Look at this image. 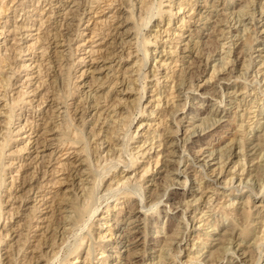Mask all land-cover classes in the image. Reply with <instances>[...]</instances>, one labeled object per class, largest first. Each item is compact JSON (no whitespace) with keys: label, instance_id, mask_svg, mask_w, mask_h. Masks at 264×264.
Listing matches in <instances>:
<instances>
[{"label":"rangeland","instance_id":"374dc122","mask_svg":"<svg viewBox=\"0 0 264 264\" xmlns=\"http://www.w3.org/2000/svg\"><path fill=\"white\" fill-rule=\"evenodd\" d=\"M18 1L0 0V61L8 54L17 55L12 63L0 62V80L8 75V81L14 83L6 87L0 81V137L7 140L0 138L5 142L0 143V264H264V0ZM52 34H57L56 47L51 43ZM53 48H58V61ZM55 76L58 80L53 84ZM12 99L19 102L13 100L12 108L17 105L7 111ZM93 100L98 103L96 109H92ZM83 107L87 110L81 120L77 112ZM8 112L12 117L5 118ZM49 115L52 118L45 132L42 119ZM66 116L72 124L66 122ZM62 122L75 123L77 128L68 126V131L65 123L60 126ZM73 129L83 138L78 144L73 142ZM166 130L173 139L178 131L175 154L168 156L173 164L167 167L165 148L159 144L169 132ZM82 147L87 148L85 152ZM131 156L134 160L137 156L133 164ZM177 168L184 175L181 172L174 178ZM89 170L108 175L95 176ZM99 176H103L101 181ZM92 180L94 186L89 185ZM82 188L86 193L95 188L94 194L88 193L92 201ZM138 188L143 199L138 197ZM166 195H170L168 200ZM87 201L95 204L88 206ZM80 203L87 206L90 217L84 213L86 209L83 212L78 207ZM70 204L84 218L74 221ZM242 207L248 210L245 215ZM88 223L92 225L88 227ZM244 228L253 233L241 235Z\"/></svg>","mask_w":264,"mask_h":264},{"label":"bare ground","instance_id":"6f19581e","mask_svg":"<svg viewBox=\"0 0 264 264\" xmlns=\"http://www.w3.org/2000/svg\"><path fill=\"white\" fill-rule=\"evenodd\" d=\"M2 1H4V0H2ZM7 1H8V0H7ZM19 1H20V0H19ZM19 1H18V2H19ZM27 1H28V0H27ZM98 1H99V0H98ZM150 1H151V0H150ZM15 2H17V0H15ZM20 2H22V0H21ZM41 2H42V1H41ZM73 2H74V1H73ZM86 2H87V0H86ZM90 2H91V1H90ZM151 2H152V1H151ZM213 2H214V1H213ZM216 2H217V1H216ZM250 2H251V1H250ZM37 3H38V1H37ZM49 3H50V2H49ZM160 3H161V2H160ZM188 3H189V2H188ZM0 4H1V3H0ZM6 4H7V2H6ZM12 4H14V3H12ZM18 4H19V3H18ZM24 4H25V3H24ZM50 4H51V3H50ZM56 4H58V3H56ZM56 4L54 3V5H56ZM149 4H150V3H149ZM158 4H159V3H158ZM263 4H264V3H263ZM8 5H9V4H8ZM20 5H22V4L20 3ZM27 5H28V4H27ZM61 5H62V4H61ZM160 5H161V4H160ZM2 6H3V5H2ZM2 6H1V8H2ZM4 6H5V5H4ZM56 6H57V5H56ZM59 6H60V5H59ZM9 7H10V5H9ZM9 7H7V9H8ZM15 7H16V6H15ZM21 7H25V6H21ZM26 7H27V6H26ZM52 7H53V6H52ZM60 7H61V6H60ZM83 7H84V6H83ZM241 7H242V6H241ZM3 8H4V7H3ZM5 8H6V7H5ZM11 8H13V6H12ZM35 8H36V7H35ZM151 8H152V7H151ZM178 8H179V7H178ZM14 9H15V8H14ZM18 9H19V7H18ZM21 9H22V8H21ZM50 9H51V8H50ZM77 9H78V8H77ZM82 9H83V8H82ZM155 9H156V8H155ZM157 9H158V8H157ZM180 9H181V8H180ZM8 10H9V9H8ZM16 10H17V9H16ZM22 10H25V8L22 9ZM150 10H151V9H150ZM159 10H160V9H159ZM161 10H162V9H161ZM252 10H253V9H252ZM1 11H2V10H1ZM5 11H6V10H5ZM14 11H15V10H14ZM20 11H21V10H20ZM53 11H54V10H53ZM84 11H85V10H84ZM232 11H233V10H232ZM18 12H19V11H18ZM50 12H51V11H50ZM55 12H56V11H55ZM171 12H172V11H171ZM223 12H224V11H223ZM2 13H3V12H2ZM156 13H157V12H156ZM160 13H161V12H159V14H160ZM234 13H235V12H234ZM50 14H52V13H50ZM55 14H56V13H55ZM55 14H54V15H55ZM57 14H58V13H57ZM151 14H152V13H151ZM151 14H150V15H151ZM215 14H216V13H215ZM228 14H229V13H228ZM232 14H233V13H232ZM236 14H237V13H236ZM239 14H240V13H239ZM253 14H254V12H253ZM150 15H149V16H150ZM152 15H153V14H152ZM225 15H226V14H225ZM242 15H243V14H242ZM30 16H31V15H30ZM231 16H232V15H231ZM243 16H244V15H243ZM250 17H251V16H250ZM252 17H253V16H252ZM26 18H27V17H26ZM190 18H191V17H190ZM24 19H25V18H24ZM183 19H184V18H183ZM77 20H78V18H77ZM146 20H147V19H146ZM148 20H149V19H148ZM217 20H219V19H217ZM217 20H216V22H217ZM246 20H247V19H246ZM25 21H26V20H25ZM28 21H29V19H28ZM4 22H5V21H4ZM145 22H146V21H145ZM169 22H170V20H169ZM214 22H215V21H214ZM219 23H220V22H218V24H219ZM223 23H224V22H223ZM241 23H242V22H241ZM18 24H19V23H18ZM213 24H214V23H213ZM230 24H231V23H230ZM230 24H229V25H230ZM236 24H237V23H236ZM14 25H16V24H14ZM238 25H239V24H238ZM243 25H245V23H244ZM12 26H13V25H12ZM15 27H16V26H15ZM20 27H22V26H18L17 29L20 28ZM23 27H24V26H23ZM143 27H144V26H143ZM215 27H216V26H215ZM226 27H227V26H226ZM226 27H225V28H226ZM250 28H251V27H250ZM15 29H16V28H15ZM17 29H16V30H17ZM217 29H218V28H217ZM225 30H226V29H225ZM241 30H242V29H241ZM243 30H245V29H243ZM249 30H250V29H249ZM251 30H252V29H251ZM164 31H165V30H164ZM166 32H167V31H166ZM218 32H219V31H218ZM18 33H19V32H18ZM21 33H22V32H21ZM47 33H48V32H47ZM50 33H51V32H50ZM59 33H60V32H59ZM220 33H223V31L220 32ZM242 33H243V32H242ZM141 34H142V33H141ZM243 34H244V33H243ZM247 34H249V33H247ZM21 35H22V34H21ZM47 35H48V34H47ZM52 35H53V34H52ZM56 35H57V34H55V36L53 35V36L50 37V38L52 39L51 43L54 44L55 47L58 46V41H57V38H56L57 36H56ZM221 35H222V34H221ZM233 35H234V34H233ZM235 35H236V34H235ZM135 36H136V35H135ZM138 36H139V35H138ZM218 36H219V35H217L216 37H218ZM237 36H238V35H237ZM65 37H67V36H65ZM242 37H243V35H242ZM245 37H246V36H245ZM250 37H251V34H250ZM43 38H44V37H43ZM141 38H142V37H141ZM227 38H228V37H227ZM36 39H37V38H36ZM39 39H40V38H39ZM51 39H50V40H51ZM61 39H62V38H61ZM135 39H136V37H135ZM147 39H148V38H147ZM17 40H18V39H17ZM19 40H20V39H19ZM37 40H38V39H37ZM42 40H43V39H42ZM68 40H69V39H68ZM243 40H244V39H243ZM38 41H40V40H38ZM59 41H61V40H59ZM138 41H139V40H138ZM142 41H143V38H142ZM246 41H249V40H246ZM13 42H14V41H13ZM13 42H12V43H13ZM15 42H16V41H15ZM17 42H18V41H17ZM47 42H48V40L46 41V43H47ZM61 42H62V41H61ZM61 42H60V43H61ZM139 42H140V41H139ZM144 42H145V41H144ZM187 42H188V41H187ZM242 42H243V41H242ZM51 43L48 42L47 44L50 45ZM146 43H147V41H146ZM148 43H149V42H148ZM239 43H240V42H239ZM41 44H42V43H41ZM138 44H139V43H137V45H138ZM141 44H142V43H141ZM144 44H145V43H144ZM185 44H186V43H185ZM246 44H247V43H246ZM48 45H46V46L43 47V48L46 50V47H47ZM219 45H220V44H219ZM17 46H18V45H17ZM229 46H231V45H229ZM239 46H240V45H239ZM246 46H247V45H246ZM40 47H42V46H39V48H40ZM60 47H61V46H60ZM137 47H139V46H137ZM184 47H185V46H184ZM43 48H42V50H44ZM70 48H71V47H70ZM243 48H244V47H243ZM243 48H242V49H243ZM18 49H19V48H18ZM18 49L15 50V51L17 52ZM57 49H58V48H57ZM57 49L54 50V48H53V50H54V51H53V52H54V56H55L56 58H55L54 56H53V57H54L56 60L58 59L57 54H55V53H58ZM71 49H72V48H71ZM139 49H140V47H139ZM184 49H185V48H184ZM244 49H245V48H244ZM23 50H26V49H23ZM23 50H22V51H23ZM42 50H41V52H42ZM49 50H50V49H49ZM140 50H141V49H140ZM228 50H229V49H228ZM239 50H241V49H239ZM19 51L21 52V50H19ZM19 51L17 52L18 55H19V53H20ZM50 51H51V50H50ZM50 51H49V52H50ZM69 51H70V49H69ZM93 51H94V50H93ZM142 51H143V50H142ZM43 52H44V51H43ZM60 52H61V51H60ZM128 52H129V51H128ZM170 52H171V51H170ZM244 52H246V51H244ZM8 53H9V52H8ZM113 53H114V52H113ZM141 53H142V52H141ZM146 53H147V52H146ZM238 53H241V52H238ZM44 54H45V53H44ZM44 54H43V55H44ZM52 54H53V53H52ZM68 54H69V53H68ZM70 54H72V51H71ZM116 54H117V53H116ZM130 54H131V53H130ZM244 54H245V53H244ZM8 55H9V54H8ZM8 55H7V56L5 55L6 57H1V60H2V61H0V62L2 63L3 61H6V60H7V62L12 63V62L15 61V59H16L15 57H17V55H15V54H13V55H9V56H8ZM47 55L49 56V54H47ZM60 55H61V54H60ZM62 55H63V54H62ZM143 55H144V54H143ZM41 56H42V54H41ZM58 56H59V55H58ZM111 56H112V55H111ZM120 56H122V55H120ZM248 56H250V55H248ZM49 57H50V56H49ZM51 57H52V56H51ZM245 57H246V56H245ZM68 58H69V57H68ZM145 58H146V57H145ZM231 58H232V57H231ZM236 58H237V57H236ZM70 59H71V58H70ZM81 59H82V58H81ZM228 59H229V58H228ZM232 59H233V58H232ZM49 60H50V59H49ZM65 60H66V59H65ZM139 60H140V58H139ZM144 60H145V59H144ZM205 60H206V59H205ZM50 61H51V60H50ZM50 61H49V62H50ZM57 61H58V60H57ZM60 61H61V60H60ZM201 61H202V59H201ZM227 61H228V60H227ZM230 61H231V60H230ZM262 61H263V60H262ZM7 62H6V63H7ZM54 62H55V60H54ZM142 62H143V61H142ZM142 62H141V63H142ZM203 62H205V61H203ZM225 62H226V61H225ZM225 62H224V63H225ZM235 62H236V61H235ZM51 63H52V62H51ZM70 63H71V61H70ZM263 63H264V62H263ZM263 63H262V64H263ZM4 64H5V63H4ZM18 64H20V63H18ZM46 64H47V63H46ZM57 64H59V63L57 62ZM72 64H73V62H72ZM143 64H144V63H143ZM161 64H162V63H161ZM222 64H223V63H222ZM6 65H7V64H6ZM15 65H16V64H15ZM52 65H53V64H52ZM69 65H70V64H69ZM144 65H145V64H144ZM207 65H208V64H207ZM226 65H227V64H226ZM0 66H1V65H0ZM29 66H30V65H29ZM57 66H59V65H57ZM62 66H63V65H62ZM72 66H73V65H72ZM142 66H143V65H142ZM181 66H182V65H181ZM218 66H219V65H218ZM259 66H260V65H259ZM19 67H22V68L25 67V68H26L27 66H26L25 64H22V66H21V64H20ZM44 67H45V66H44ZM53 67H54V66H53ZM59 67H61V66H59ZM59 67H58V69H59ZM65 67H66V66H65ZM143 67H144V66H143ZM186 67H187V66H186ZM8 68H9V66H8ZM8 68H7V70H8ZM15 68H16V67H15ZM17 68H18V66H17ZM69 68H70V66H69ZM74 68H75V67H74ZM218 68H219V67H218ZM0 69H1V68H0ZM10 69H11V68H10ZM51 69H52V68H51ZM56 69H57V68H56ZM65 69H66V68H65ZM181 69H182V68H181ZM202 69H203V68H202ZM114 70H115V69H114ZM139 70H140V69H139ZM139 70H138V71H139ZM194 70H195V69H194ZM212 70H213V69H212ZM217 70H218V69H217ZM221 70H222V68H221ZM246 70H247V69H246ZM259 70H260V69H259ZM18 71H19V70H18ZM65 71H66V70H65ZM182 71H183V70H182ZM182 71H181V72H182ZM184 71H186V70H184ZM15 72H17V71L15 70ZM46 72H47V71H46ZM66 72L69 73L68 70H67ZM155 72H156V71H155ZM192 72H193V71H192ZM197 72H198V71H197ZM212 72H215V71H212ZM212 72H211V73H212ZM230 72H231V71H230ZM260 72H261V71H260ZM55 73H56V72H55ZM55 73H54V74H55ZM61 73H62V72H61ZM138 73H139V72H138ZM138 73H137V74H138ZM144 73H145V72H144ZM18 74H19V73H18ZM54 74H53V75H54ZM181 74H182V73H181ZM181 74H180V75H181ZM189 74H190V73H189ZM212 74H214V73H212ZM257 74H258V73H257ZM1 75H2V74H0V76H1ZM10 75H11V74H10ZM53 75H52V76H53ZM112 75H113V74H112ZM138 75H139V74H138ZM138 75H137V76H138ZM141 75H142V71H141ZM141 75H140V76H141ZM144 75H145V74H144ZM146 75H147V74H146ZM180 75H179V76H180ZM192 75H193V74H192ZM229 75L231 76V74H229ZM252 75H253V74H252ZM252 75H251V76H252ZM12 76H13V75H12ZM70 76H71V74H70ZM125 76H128V75H125ZM129 76H130V75H129ZM177 76H178V75H177ZM185 76H186V75H185ZM185 76H184V77H185ZM190 76H191V75H190ZM210 76H211V75H210ZM74 77H75V76H74ZM181 77H183V76L181 75ZM222 77H224V76H222ZM252 77H253V76H252ZM59 78H60V76H59ZM68 78H70V77H68ZM128 78H129V77H128ZM143 78H144V77H143ZM211 78H212V76H211ZM211 78H210V79H211ZM214 78H215V77H214ZM224 78H227V77H224ZM8 79H9L8 75H7V76H6V75L2 76V80H0V81L3 82V83H2L3 86H6V87L10 86L9 83H11V81H8ZM56 79H57V78H56V76H55V77L53 78V80H52V83H53V84H56V81L58 80V79H57V80H56ZM64 79H65V78H64ZM66 79H67V78H66ZM121 79H122V78H121ZM135 79H136V78H135ZM135 79H134V80H135ZM69 80H70V79H69ZM128 80H130V79H128ZM132 80H133V79H132ZM178 80H179V79H178ZM188 80H189V78H188ZM228 80H229V78H228ZM245 80H246V79H245ZM251 80H252V79H251ZM257 80H258V79H257ZM260 80H261V79H260ZM139 81H140V80H139ZM179 81H180V80H179ZM115 82H116V81H115ZM118 82H119V81H118ZM118 82H117V83H118ZM120 82H121V81H120ZM135 82H136V81H135ZM181 82H182V81H181ZM189 82H190V81H189ZM101 83H102V82H101ZM191 83H192V82H191ZM0 84H1V83H0ZM11 84H12V83H11ZM26 84H27V83H26ZM63 84H64V83H63ZM128 84H129V83H128ZM139 84H140V83H139ZM174 84H175V83H174ZM185 84H186V83H185ZM189 84H190V83H189ZM256 84H257V83H256ZM13 85H14V83L12 84V86H13ZM67 85H68V84H67ZM74 85H75V84H74ZM77 85H78V84H77ZM141 85H142V84H141ZM141 85H140V87H141ZM143 85H144V84H143ZM191 85H192V84H191ZM0 86H1V85H0ZM12 86H10V87H12ZM68 86H69V85H68ZM75 86H76V85H75ZM156 86H157V85H156ZM186 86H187V85H186ZM257 86H258V85H257ZM24 87H25V86H24ZM54 87H55V86H54ZM56 87H57V85H56ZM144 87H145V86H144ZM184 87H185V86H184ZM187 87H188V86H187ZM197 87H198V86H197ZM20 88H21V87H20ZM49 88H50V87H49ZM58 88H60V87H58ZM74 88H75V87H74ZM185 88H186V87H185ZM245 88H246V87H245ZM2 89H3V87H2ZM8 89H9V88H8ZM8 89H7V90H8ZM52 89H53V88H52ZM68 89H69V88H68ZM76 89H77V88H76ZM142 89H143V88H142ZM186 89L188 90V88H186ZM195 89H196V87H195ZM256 89H257V88H256ZM259 89H260V88H259ZM4 90H5V88H4ZM7 90H5V91H7ZM26 90H27V89H26ZM26 90H25V91H26ZM54 90H55V89H54ZM74 90H75V89H74ZM137 90H138V89H137ZM180 90H181V89H180ZM220 90H221V89H220ZM22 91H23V90H22ZM25 91H24V92H25ZM56 91H57V90H56ZM56 91H55V92H56ZM60 91H61V90H60ZM138 91H141L140 88H139ZM143 91H144V89H143ZM233 91H234V90H233ZM24 92H23V93H24ZM49 92H50V91H49ZM66 92H67V90H66ZM70 92H71V91H70ZM72 92H73V91H72ZM141 92H142V91H141ZM181 92H182V91H181ZM21 93H22V92H21ZM229 93H230V92H229ZM244 93H245V92H244ZM3 94H4V93H3ZM25 94H27V93H25ZM25 94H24V95H25ZM57 94H58V93H57ZM4 95H5V94H4ZM20 95H21V94H20ZM74 95H75V91H74ZM186 95H187V94H186ZM1 96H2V95H1ZM17 96H18V93H17ZM22 96H23V95H22ZM22 96H21V98H22ZM68 96H69V95H68ZM84 96H85V95H84ZM90 96H91V95H90ZM141 96H142V94H141ZM141 96H140V94H139V100H141V99H140ZM174 96H175V95H174ZM11 97H12V96H11ZM59 97H60V96H59ZM93 97H94V96H93ZM166 97H167V95H166ZM166 97H165V98H166ZM212 97H213V96H212ZM13 98L16 100L15 97H13ZM17 98H18V97H17ZM21 98H18V100L21 101ZM55 98H56V97H55ZM64 98H65V96H64ZM86 98H87V97H86ZM178 98H179V97H178ZM4 99H6V98L4 97ZM14 99H12L11 101L9 100L8 103L10 104V103L12 102V105H13V100H14ZM24 99H25V98H24ZM24 99H23V100H24ZM45 99H46V98H45ZM52 99H53V101H55V102H56V100H58V98H56V99L52 98ZM60 99H61V98H60ZM97 99H99V97H98ZM157 99H159V98H157ZM184 99H185V98H184ZM215 99H216V98H215ZM219 99H220V98H219ZM222 99H223V98H222ZM7 100H8V99H7ZM15 100H14V101H15ZM18 100L15 101L14 103L19 102ZM43 100H44V99H43ZM62 100H63V99H62ZM95 100H96V99H95ZM159 100H160V99H159ZM220 100H221V99H220ZM24 101H25V100H24ZM24 101H23V102H24ZM29 101H30V100H29ZM29 101H28V102H29ZM63 101H65V99H64ZM81 101H82V100H81ZM81 101H80V102H81ZM93 101H94V100H93ZM183 101H184V100H183ZM21 102H22V101H21ZM61 102H62V101H61ZM94 102H95V101H94ZM99 102H100V101H99ZM8 103H7L6 100H5V104H8ZM92 103H93V102H92ZM95 103H96V104H95ZM95 103H94L92 109H96L98 103H97V102H95ZM165 103H167V102H165ZM183 103H184V102H183ZM183 103H182V104H183ZM41 104H42V103H41ZM62 104H63V103H62ZM64 104H65V103H64ZM67 104H68V103H67ZM84 104H85V103H84ZM84 104H83V105H84ZM115 104H118V103H115ZM115 104H114V105H115ZM2 105H3V104H2ZM15 105H17V104H15ZM15 105H14V106H15ZM36 105H37V104H36ZM91 105H92V104L90 103L89 106L91 107ZM99 105H100V104H99ZM101 105H102V104H101ZM106 105H109V104H105V106H106ZM14 106H13V108H12L11 104H10L9 106L7 105V106H6V108L8 107V108H7V111L9 110V107L12 108V109H14V108H15ZM84 106H86V105H84ZM109 106H110V105H109ZM112 106H113V105H112ZM67 107H68V106H67ZM76 107H78V106L76 105ZM179 107H180V106H179ZM35 108H36V107H35ZM37 108H38V107H37ZM103 108H104V107H103ZM110 108H111V107H110ZM180 108H181V107H180ZM92 109H91V110H92ZM176 109H179V108L177 107ZM10 110H11V109H10ZM74 110H75V109H74ZM84 110L86 111L87 109H85V107H83V108H81V109L77 112V113H80L81 120H83V115L85 114V111H84ZM11 111H12V110H11ZM11 111H9V112H11ZM95 111H96V110H95ZM98 111H99V110H98ZM9 112H8V115L6 114L7 117H5V118H9L8 116L12 117L11 114H13V113H9ZM12 112H13V111H12ZM51 112H52V111H51ZM64 112H65V111H64ZM66 112H67V111H66ZM75 112H76V110H75ZM88 112H89V111H88ZM173 113H174V111H173ZM195 113H196V112H195ZM0 114H1V113H0ZM3 114H4V113H3ZM9 114H10V115H9ZM69 114H70V113H69ZM171 114H172V113H171ZM6 115H5V116H6ZM18 115H19V114H18ZM30 115H31V114H30ZM100 115H101V114H100ZM104 115H105V114H104ZM15 116H16V115H15ZM50 116H52V115H49L47 118H44V117H43V119H42V120H43V122H42V126H44V128H43L42 130H44L45 132H47V126L49 127V124H48V123L51 122V118H52V117H50ZM67 116H69V115H67ZM67 116H66V117H67ZM71 116H72V115H71ZM91 116H92V115H91ZM93 116H94V115H93ZM253 116H254V115H253ZM256 116H257V115H256ZM13 117H14V116H13ZM16 117H17V116H16ZM45 117H46V116H45ZM72 117H73V116H72ZM99 117H100V116H99ZM103 117H104V116H103ZM107 117H108V116H107ZM41 118H42V117H41ZM56 118H57V117H56ZM64 118H65V117H64ZM67 118H68V117H67ZM69 118H70V117H69ZM69 118L67 119L68 121H66V120H64V121L70 123L71 121H69V120H70ZM195 118H196V117H195ZM28 119H29V118H28ZM65 119H66V118H65ZM71 119H72V118H71ZM79 119H80V118H79ZM181 119H182V117H181ZM206 119H207V121H208V117H206ZM206 119H205V120H206ZM2 120H3V119H2ZM72 120H73V119H72ZM176 120H179V119H176ZM212 120H213V117H212ZM6 121L8 122L9 120L6 119ZM10 121H11V119H10ZM26 121H27V120H26ZM97 121H98V120H97ZM97 121H96V122H97ZM174 121H175V120H174ZM1 122H2V121H1ZM3 122H4V121H3ZM82 122H84V121H82ZM171 122H172V121H171ZM177 122H178V121H177ZM38 123H39V122H38ZM62 123H63V122H62ZM64 123H65V122H64ZM64 123L61 124L60 126H62V125L64 126ZM209 123H210V122H209ZM256 123H257V121H256ZM6 124H7V126H8V123H5V125H6ZM23 124H24V123H23ZM36 124H37V123H36ZM58 124H59V123H58ZM65 124H66V123H65ZM70 124H72V123H70ZM70 124H68V123L66 124V125H67V128H65V129H67L68 131H69L68 126H71ZM191 124H192V123H191ZM37 125H38V124H37ZM39 125H41V124H39ZM81 125H82V124H81ZM93 125H94V124H93ZM0 126H1V125H0ZM51 126H52V125H51ZM75 126H76V124L74 123V125L71 126V127L73 128V127H75ZM201 126H202V125H201ZM201 126H200V127H201ZM259 126H260V125H259ZM2 127H3V126H2ZM4 127H5V126H4ZM21 127H23V126H21ZM35 127H36V126H35ZM174 127H175V126H174ZM6 128H7V127H6ZM8 128H9V127H8ZM33 128H34V127H33ZM58 128H59V129L61 128L60 131L64 130V129H62V127H58ZM76 128H77V126H76ZM76 128H75V129H76ZM91 128H92V127H91ZM30 129H31V128H30ZM34 129H36V128H34ZM75 129L71 130V131L73 132V134L76 135V136L74 135V137H75V138H73L74 141H73L72 137H71V140H72L74 143L77 142V144H78L79 140H81V138H82V137L80 138V135H79V134L81 133V131H80L81 129L78 127L80 133L77 132L78 129H77V130H75ZM92 129H93V128H92ZM99 129H100V128H99ZM109 129H110V128H109ZM169 129H170V128H169ZM183 129H184V128H183ZM183 129H182V130H183ZM2 130H3V129H1V131H2ZM8 130H9V129H8ZM57 130H58V129H57ZM74 130H75L78 134H77ZM127 130H128V129H127ZM171 130H172V129H171ZM188 130H189V129H188ZM5 131H6V129H5ZM9 131H10V130H9ZM9 131H8V132H9ZM29 131H30V130H29ZM31 131H32V130H31ZM58 131H59V130H58ZM58 131H57V134L60 132V131H59V132H58ZM96 131H97V130H96ZM116 131H117V130H116ZM166 131H169V132H167L166 135H165L164 137H162V142H160L159 144H160V145L162 144L163 147L165 148V152H166V153H165V154H166L165 156H166V157H165V160H164V161H165V162H168V163H165V165H166V167H167V165H169V164H171V163L173 164V160L168 159V156L171 155V154H173L174 151H175L174 149H175V146H176V142H174V140H177V139H178V136H177V132H178V131H177V130H176L177 132L173 131V133L175 132V134H173V135L175 136V137L173 136L174 139L172 138L171 131H170V130H166ZM2 132H3V131H2ZM64 132H66V131H64ZM72 132H71V134H72ZM117 132H118V131H117ZM160 132H161V131H160ZM184 132H186V131H184ZM3 133H4V132H3ZM5 133H6V132H5ZM5 133H4V134H5ZM35 133H36V132H35ZM82 133H83V132H82ZM93 133H94V132H93ZM95 133H96V132H95ZM95 133H94V134H95ZM1 134H2V133H1ZM4 134H3V137H7L8 133L6 134V136H4ZM11 134H12V133L9 134V137H8V138H11V136H10ZM94 134H93V135H94ZM96 134H97V133H96ZM110 134H111V133H110ZM182 134H185V133H182ZM36 135H37V134H36ZM59 135L62 137L63 135H65V133H64L63 135H61V134H59ZM68 135H69V134H68V132H67L65 136L69 137L70 135H69V136H68ZM85 135H86V134H85ZM87 135H88V134H87ZM107 135H109V134L107 133ZM111 135H113V134H111ZM111 135H110V136H111ZM115 135H116V134H115ZM129 135H130V133H129ZM257 135H259V134H257ZM263 135H264V134H263ZM161 136H162V135H161ZM1 137H2V136H1ZM1 137H0V138H1ZM63 137H64V136H63ZM115 137H116V136H115ZM120 137H121V136H120ZM120 137H119V138H120ZM253 137H254V136H253ZM37 138H38V137H37ZM64 138L67 139V140H69V139L66 138V137H64ZM127 138H129V137H127ZM181 138H182V137H181ZM184 138H185V137H184ZM260 138H261V137H260ZM263 138H264V137H263ZM1 139H3V138H1ZM58 139H59V140H60V139L62 140V138H60V137H59ZM58 139H57V140H58ZM65 139H63V140H64V141H67V140H65ZM3 140H5V138H4ZM3 140H1V141H3ZM8 140H9V139H8ZM10 140H11V139H10ZM82 140H83V138H82ZM127 140H128V139H127ZM245 140H246V139H245ZM5 141L7 142V140H5ZM35 141H36V140H35ZM42 141H43V140H42ZM87 141H88V140H87ZM90 141H91V140H90ZM55 142H56V141H55ZM62 142H63V141H62ZM67 142H68V141H67ZM73 142H68V144L70 143V145H71V143H73ZM84 142H86V141H84ZM115 142H116V141H115ZM119 142H120V141H119ZM0 143H5V142L3 141V142H0ZM60 143H61V142H60ZM95 143H96V142H95ZM125 143H127V142H125ZM254 143H255V142H254ZM261 143H262V142H261ZM63 144H64V142L62 143V145H63ZM115 144H116V143H115ZM245 144H246V143H245ZM1 145H2V144H1ZM5 145H7V143H6ZM74 145H75V144H74ZM85 145H86V143H84V146H85ZM116 145H117V144H116ZM257 145H258V143H257ZM259 145H260V144H259ZM60 146H61V144H60ZM81 146H82V145H81ZM114 146H115V145H114ZM120 146H121V145H120ZM124 146H126V145H124ZM124 146H122V147H124ZM182 146H183V145H182ZM2 147H3V146H2ZM5 147H6V146H4V149H5ZM7 147H8V145H7ZM64 147H67V146H64ZM115 147H116V146H115ZM115 147H114V148H115ZM150 147H151V145H150ZM111 148H112V147H111ZM128 148H129V147H128ZM139 148H140V147H139ZM201 148H202V147H201ZM0 149H1V148H0ZM6 149H7V148H6ZM60 149H61V148H60ZM60 149H59V150H60ZM79 149H80V148H79ZM79 149L77 150V152L79 151ZM86 149H87V148H86ZM86 149H84V147L81 148V150L84 151V152L86 151ZM89 149H90V148H89ZM89 149H88V150H89ZM121 149H122V148H121ZM126 149H127V148H126ZM126 149H125V150H126ZM145 149H146V147H145ZM184 149H185V148H184ZM199 149H200V148H199ZM211 149H212V148H211ZM26 150H27V149H26ZM52 150H53V149H52ZM88 150H87V151H88ZM113 150H114V149H113ZM260 150H261V149H260ZM2 151H3V149L0 150V154H1ZM60 151H61V150H60ZM117 151H118V150H117ZM122 151H123V149L121 150V153H122ZM144 151H145V150H144ZM198 151H199V150H198ZM210 151H211V150H210ZM243 151H244V150H243ZM261 151H263V149H262ZM50 152H51V151H50ZM50 152H49V154H50ZM63 152H64V150H63ZM65 152H66V151H65ZM74 152H76V151H74ZM88 152H89V151H88ZM124 152H125V151H124ZM130 152H131V151H130ZM130 152H129V153H130ZM263 152H264V151H263ZM60 153H61V152H60ZM86 153H87V152H86ZM86 153H84V154H86ZM136 153H137V152H136ZM180 153H181V152H180ZM243 153H244V152H243ZM80 154H81V153H80ZM99 154H100V153H99ZM119 154H120V153H119ZM130 154H131V153H130ZM141 154L143 155L144 152H142ZM174 154H175V153H174ZM174 154H173V155H174ZM178 154H179V153H178ZM258 155H259V154H258ZM2 156H3V153H2ZM7 156H8V155H7ZM35 156H36V155H35ZM76 156H77V155H76ZM248 156H249V155H248ZM36 157H37V156H36ZM48 157H49V156H48ZM88 157H89V155H88ZM131 157H132V156H131ZM171 157H172V156H171ZM4 158H5V157H4ZM56 158H57V157H56ZM86 158H87V155H86ZM86 158L84 159V161H86ZM129 158H130V157H129ZM132 158H133V160H134L135 157L133 156ZM203 158H204V157H203ZM206 158H207V157H206ZM242 158H243V157H242ZM1 159H2V158H0V160H1ZM88 159H89V158H88ZM88 159H87V160H88ZM220 159H221V158H220ZM245 159H246V158H245ZM245 159H244V160H245ZM254 159H255V158H254ZM94 160H95V159H94ZM96 160H97V159H96ZM98 160H99V159H98ZM106 160H107V159H106ZM110 160L113 161L112 158H111ZM110 160H109V161H110ZM128 160H129V159H128ZM133 160H132V164H133V162H134V163L136 162V160H137V156H136V159H135L134 161H133ZM88 161H89V160H88ZM103 161H105V159H104ZM130 161H131V160H130ZM174 161H175V160H174ZM263 161H264V160H263ZM46 162H47V161H46ZM89 162H90V161H89ZM106 162H107V161H106ZM110 162H111V161H110ZM110 162H109V163H110ZM126 162H128V161H126ZM156 162H157V161H156ZM156 162H155V163H156ZM191 162H193V161H191ZM94 163H95V162H94ZM112 163H113V162H112ZM118 163H119V162H118ZM118 163H117V164H118ZM122 163H124V162H122ZM128 163H129V162H128ZM175 163H176V162H174V165H175ZM180 163H181V162H180ZM1 164H2V163H1ZM62 164H66V163H65V162L63 163V162H62ZM80 164H81V163H80ZM86 164H89V163H86ZM95 164H96V163H95ZM129 164H130V163H129ZM129 164H127V165L129 166ZM220 164H221V163H220ZM220 164H219V165H220ZM240 164H241V162H240ZM5 165H6V164H5ZM89 165H90V164H89ZM103 165H104V164H103ZM105 165H106V163H105ZM105 165H104V166H105ZM107 165H108V163H107ZM107 165H106V166H107ZM109 165H110V164H109ZM109 165H108V166H109ZM130 165H131V164H130ZM177 165H178V163L176 164V166H177ZM223 165H224V164H223ZM255 165H256V164H255ZM1 166H2V165H1ZM23 166H24V165H23ZM86 166H87V165H86ZM101 166H102V165H101ZM114 166H115V165H114ZM125 166H126V165H125ZM131 166H133V165H131ZM172 166H173V165H172ZM262 166H264V164H263ZM21 167H22V166H21ZM65 167H66V166H65ZM112 167H113V166H112ZM129 167H130V166H129ZM168 167H169V166H168ZM185 167H186V166H185ZM1 168H3V167H1ZM87 168H88V167H87ZM89 168H90V167H89ZM108 168H110V167H108ZM170 168H171V167H170ZM203 168H204V167H203ZM240 168H241V167H240ZM91 169H92V168H91ZM101 169H103V168L100 167L99 170H101ZM111 169H112V168H111ZM148 169H149V167H148ZM257 169H258V168H257ZM257 169H256V170H257ZM167 170H168V168H167ZM167 170H166V171H167ZM170 170H171V169H170ZM173 170H174V169H173ZM176 170H177V171H175V174H176V175H175L174 178H176V177L178 178V175H180V173L182 172V171H181L180 169H178V168H177ZM220 170H221V169H220ZM254 170H255V169H254ZM1 171H2V170H1ZM70 171H71V170H70ZM89 171H92V170H89ZM105 171H106V170H105ZM122 171H123V170H122ZM238 171H239V170H238ZM241 171H243V169H241ZM41 172H42V171H41ZM92 172H93V171H92ZM92 172H89V173H92ZM103 172H104V171H103ZM108 172H109V171H108ZM205 172H206V171H205ZM2 173H3V172H2ZM93 173H95V170H94ZM97 173H98V172H97V170H96V173H95V174H97ZM99 173L105 175V173H102V172H100V171H99ZM99 173H98V174H99ZM143 173H144V171H143ZM143 173H142V174H143ZM145 173H146V171H145ZM240 173H241V172H240ZM243 173H244V172H243ZM3 174H4V173H3ZM95 174H94V175H95ZM98 174L95 175V176H98ZM166 174H167V173H166ZM166 174H165V175H166ZM182 174H183V172H182ZM67 175H68V174H67ZM71 175H72V174H69V176H71ZM94 175H93V177H91V178H95ZM104 175H103V176H104ZM106 175H108V174L106 173ZM106 175H105V176H106ZM183 175H184V174H183ZM2 176L4 177V175H2ZM30 176H31V174H30ZM103 176H101V177L103 178ZM116 176H117V175H116ZM186 176H187V175H186ZM101 177L99 176V179H100ZM166 177H167V176H166ZM166 177H165V178H166ZM46 178H47V177H46ZM71 178H72V177H71ZM83 178H84V177H83ZM97 178H98V177H97ZM170 178H171V177H170ZM212 178H213V177H212ZM1 179H2V178H0V181L3 180V179H2V180H1ZM52 179H53V178H52ZM79 179H80V178H79ZM99 179H98L97 182H99ZM186 179H187V178H186ZM231 179H232V178H231ZM239 179H240V178H239ZM246 179H247V178H246ZM14 180H15V179H14ZM16 180H17V179H16ZM23 180H24V179H23ZM88 180H89V179H88ZM96 180H97V179H96ZM117 180H118V179H117ZM127 180H128V179H127ZM177 180H178V179H177ZM184 180H185V176H184ZM51 181H52V180H51ZM100 181H101V179H100ZM119 181H120V180H119ZM119 181H118V182H119ZM170 181H171V180H170ZM180 181H181V180H180ZM225 181H226V180H225ZM225 181H224V182H225ZM239 181H240V180H239ZM239 181H238V182H239ZM2 182H3V181H2ZM24 182H25V181H24ZM38 182H39V181H38ZM60 182H61V181H60ZM62 182H63V180H62ZM66 182H67V181H66ZM165 182H166V181H165ZM171 182H172V181H171ZM173 182H174V180H173ZM185 182H186V181H185ZM226 182H227V181H226ZM229 182H230V181H229ZM15 183H16V182H15ZM21 183L23 184V181H22ZM43 183H44V182H43ZM57 183H58V182H57ZM70 183H71V182H70ZM91 183H92L93 186H94V181H93V180L90 182V184H89L90 186H91ZM95 183H96V181H95ZM153 183H154V182H153ZM0 184H1V183H0ZM10 184H11V182H10ZM40 184H41V183H40ZM53 184H54V183H53ZM100 184H101V182H100ZM122 184H124V183L122 182ZM133 184H135V183H133ZM136 184H137V182H136ZM138 184H139V183H138ZM158 184H159V183H158ZM169 184H170V183H169ZM225 184H226V183H225ZM244 184H245V183H244ZM20 185H21V184H19L18 186H20ZM98 185H99V183H98ZM127 185H128V184H127ZM139 185H140V184H139ZM230 185H231V184H230ZM241 185H242V184H241ZM70 186H71V185H70ZM116 186H117V185H116ZM130 186H132V184H130ZM141 186H142V185H141ZM156 186H157V185H156ZM158 186H159V185H158ZM78 187H79V186H78ZM80 187H81V186H80ZM88 187H89V186H88ZM96 187H97V186H96ZM99 187H100V186H99ZM107 187H109V186H107ZM121 187H122V185H121ZM165 187H167L166 184H165ZM8 188H9V187H8ZM84 188H85V186H84ZM90 188H91V187H90ZM117 188H118V187H117ZM119 188H120V187H119ZM124 188H125V187H124ZM157 188H158V187H157ZM36 189H37V187H36ZM82 189H83V188H82ZM87 189H89V188H87ZM92 189L94 190L95 188H92ZM97 189H98V187H97ZM131 189H132V188H131ZM38 190H39V189H38ZM83 190H84V189H83ZM89 190H90V189H89ZM89 190H88V193H93V194H94V191H93V190H92V192H91V191L89 192ZM125 190H126V189H125ZM127 190H128V189H127ZM138 190H139V188L137 189V192H138ZM140 190H141V189H140ZM153 190H155V189H153ZM167 190H168V189H167ZM209 190H210V189H209ZM213 190H214V189H213ZM29 191H30V190H29ZM40 191H41V190H40ZM71 191H72V190H71ZM85 191H86V190H84L83 192H85ZM95 191H96V190H95ZM102 191H104V190L102 189ZM108 191H109V190H108ZM108 191H107V192H108ZM114 191H115V189H114ZM132 191H134V190H132ZM132 191H131V192H132ZM141 191H142V190H141ZM56 192H57V191H56ZM86 192H87V191H86ZM86 192H85V194H87V195H91V194H88V193H86ZM97 192H98V191H97ZM119 192L121 193L120 190H119ZM123 192H124V191H122V193H123ZM135 192H136V191H135ZM137 192H136V193H137ZM153 192H154V191H153ZM162 192H163V189H162ZM125 193H129V192H125ZM133 193H134V192H133ZM138 193H139V196H138V195H137V196L140 197V194H141V193H140V192H138ZM142 193H143V192H142ZM203 193H204V192H203ZM9 194H10V193H9ZM13 194H14V193H13ZM40 194H41V193H40ZM55 194H56V193H55ZM72 194H73V193H72ZM85 194H84V195H85ZM105 194H106V193H105ZM129 194H130V193H129ZM129 194H128V195H129ZM144 194H145V193H144ZM154 194H155V193H154ZM62 195H64V194L62 193ZM78 195H79V194H78ZM80 195H82V194H80ZM84 195H83V196H84ZM87 195H86V196H87ZM96 195H97V194H96ZM111 195H112V194H111ZM114 195H115V194H114ZM118 195H119V194H118ZM124 195H125V194H124ZM130 195H131V194H130ZM141 195H142V194H141ZM182 195H183V194H182ZM126 196H127V195H126ZM163 196H164V195H163ZM9 197H10V196H9ZM13 197H14V196H13ZM34 197H35V196H34ZM53 197H54V196H53ZM56 197H57V196H56ZM74 197H75V196H74ZM88 197H89V196H88ZM104 197H105V196H104ZM124 197H125V196H124ZM129 197H130V196H129ZM165 197H166V200H168V198H170V195H166ZM7 198H8V197H7ZM39 198H40V197H39ZM70 198H71V197H70ZM84 198H86V197L84 196ZM84 198H82V199L84 200ZM141 198L143 199V197H140V199H141ZM144 198H145V196H144ZM247 198H248V197H247ZM247 198H246V199H247ZM13 199H14V198H13ZM23 199H24V198H23ZM28 199H29V198H28ZM33 199H34V198H33ZM64 199H65V198H64ZM68 199H69V198H68ZM68 199H67V200H68ZM78 199H79V198H78ZM90 199H91L90 201H92V200L94 199V198H92V195H91ZM211 199H212V198H211ZM0 200H1V202H2V199H0ZM62 200H63V199H62ZM70 200H71V199H70ZM72 200H73V199H72ZM74 200H75V198H74ZM74 200H73V201H74ZM87 200H89V199H87ZM144 200H145V199H144ZM151 200H152V199H151ZM171 200H172V199H171ZM177 200H178V199H177ZM59 201H60V200H59ZM90 201H87V202H88V206H89V204H92V203H93V202L90 203ZM101 201H102V200H101ZM61 202H62V201H61ZM71 202H72V201H71ZM75 202H76V201H75ZM87 202H86V203H87ZM137 202H138V201H137ZM140 202H141V201H140ZM144 202H145V201H144ZM163 202H164V201H163ZM230 202H232V201H230ZM233 202H234V201H233ZM233 202H232V203H233ZM83 203H85V202H83ZM157 203H159V202H157ZM208 203H209V202H208ZM212 203H213V202H212ZM228 203H229V202H228ZM232 203H231V204H232ZM0 204H2V203H0ZM37 204H38V203H37ZM93 204H95V202H94ZM140 204H141V203H140ZM142 204H143V203H142ZM144 204H145V203H144ZM148 204H149V203H148ZM151 204H152V203H151ZM167 204H168V203H167ZM171 204H173V203H171ZM253 204H254V203H253ZM9 205H10V204H9ZM35 205H36V204H35ZM71 205H72V204H70L69 208H70V210H71V208H73V209L71 210V213H70V214H72V211L75 212L74 215H72V216H73L72 218H73L74 221H79V220L82 218V216L85 215L86 212L88 211V210L86 209L87 206L85 205L86 207L83 208V207H82L83 205H82L81 203H80V206H78V207H82V210H83V209H84V210L86 209L85 212H84V210H83V212H84L85 214H83V212H82L79 208H77V206H75V205H77V203H76L75 205H72V207H71ZM229 205H230V204H229ZM255 205H256V204H255ZM36 206H37V205H36ZM144 206H145V205H144ZM154 206H155V205H154ZM207 206H208V205H207ZM215 206H216V205H215ZM0 207H1V205H0ZM94 207H95V205H94ZM205 207H206V206H205ZM210 207H213V206L211 205ZM221 207H222V206H221ZM247 207H248V206H247ZM253 207H254V206H253ZM143 208H144V207H143ZM150 208H151V207H150ZM216 208H217V207H216ZM231 208H232V207H231ZM249 208H250V207H249ZM0 209H1V208H0ZM11 209H12V208H11ZM14 209H15V208H14ZM32 209H33V208H32ZM34 209H35V208H34ZM36 209H37V208H36ZM90 209H91V208H90ZM130 209H131V208H130ZM157 209H158V208H157ZM168 209H169V208H168ZM242 209H243V207H242ZM245 209H246V208H245ZM245 209H243L244 211H243L242 214H244V212H246V213L248 212V210L245 211ZM1 210H2V209H1ZM15 210H16V209H15ZM15 210H14V211H15ZM62 210H64V209H62ZM228 210H229V209H228ZM233 210H235V209H233ZM238 210H239V209H238ZM31 211H32V210H31ZM33 211H34V210H33ZM57 211H58V210H57ZM143 211H145V210H143ZM147 211H148V210H147ZM224 211H225V210H224ZM1 212H2V211H1ZM9 212H10V210H9ZM89 212H90V211H89ZM149 212L151 213V211H149ZM230 212H231V211H230ZM233 212H236V211H233ZM2 213H3V212H2ZM32 213H33V212H32ZM153 213H154V212H153ZM231 213H232V212H231ZM70 214H69V215H70ZM88 214H89V213H88ZM223 214H224V213H223ZM226 214H227V215H230V214H228V212H227ZM236 214H237V213H236ZM236 214H235V215H236ZM239 214H240V213H239ZM249 214H250V213H249ZM251 214H252V213H251ZM2 215H3V214H2ZM9 215H10V214H9ZM32 215H33V214H32ZM146 215H147V214H146ZM182 215H183V214H182ZM200 215H201V214H200ZM240 215H241V214H240ZM244 215H245V214H244ZM253 215H254V214H253ZM0 216H1V214H0ZM86 216H88V215L86 214ZM207 216H208V215H207ZM225 216H226V215H225ZM242 216H243V215H242ZM242 216H241V217H242ZM11 217H12V216H11ZM11 217H10V218H11ZM63 217H65V216L63 215ZM69 217L71 218V216H69ZM88 217H90V216H88ZM234 217H235V216H234ZM250 217L253 218L252 216H250ZM10 218H9V219H10ZM83 218H84V216H83ZM85 218H86V217H85ZM123 218H124V217H123ZM230 218H231V217H230ZM232 218H233V217H232ZM245 218H246V217L244 216V219H245ZM254 218H255V217H254ZM263 218H264V217H263ZM9 219H8V220H9ZM24 219H25V218H24ZM67 219H68V218H67ZM89 219H90V218H89ZM136 219H137V218H136ZM233 219H234V218H233ZM233 219H232V220H233ZM256 219H257V218H256ZM31 220H32V219H31ZM37 220H38V219H37ZM65 220H66V219H65ZM69 220H70V219H69ZM73 220H70V221H72V222H69V223H71V225H73V224L75 223ZM237 220H238V219H237ZM262 220H263V219H262ZM81 221H82V220H81ZM81 221H80V223H82ZM240 221H241V220H240ZM247 221H248V220H247ZM249 221H252V220H249ZM254 221H255V220H254ZM73 222H74V223H73ZM83 222H84V221H83ZM186 222H187V221H186ZM245 222H246V221H245ZM262 222H263V221H262ZM26 223H27V222H26ZM230 223H231V222H230ZM237 223H238V222H237ZM2 224H4V223H2ZM76 224H78V223H76ZM76 224H75V225H76ZM83 224H84V223H83ZM144 224H145V223H144ZM233 224H234V223H233ZM250 224H252V223H250ZM57 225L59 226V224H57ZM71 225H70V226H67V225H66V226H67V227H71ZM78 225H79V224H78ZM80 225H81V224H80ZM89 225L91 226L92 224L88 223V227H90ZM244 225H245V224H244ZM252 225H253V224H252ZM1 226H3V225H1ZM28 226H30V223L28 224ZM73 226H74V225H73ZM73 226H72L71 228H73ZM144 226H145V225H144ZM236 226H237V225H236ZM248 226H249V225H248ZM3 227H4V226H3ZM20 227H21V226H20ZM30 227H31V226H30ZM78 227H79V226H78ZM84 227H85V226H84ZM84 227L81 226V227H79V228L82 229V228H84ZM176 227H177V226H176ZM1 228H2V227H1ZM37 228H38V227H37ZM52 228H53V227H52ZM71 228H70V229L67 228V230H68V231H69V230L72 231ZM74 228H75V227H74ZM232 228H233V227H232ZM261 228H262V227H261ZM8 229H9V228H8ZM26 229H27V228H26ZM55 229H56V228H55ZM61 229H62V228H61ZM65 229H66V228H65ZM76 229H77V228H76ZM76 229H75V230H76ZM87 229H88V228H87ZM87 229H86V231H87ZM173 229H174V228H173ZM249 229H250V228H244L243 230H242V229L240 230L241 232H240V231H239V232L241 233V235H242V234H243V235L245 234V235L247 236V235L249 234V232H251ZM263 229H264V228H263ZM11 230H12V229H11ZM154 230H155V229H154ZM24 231H26V230H24ZM68 231H67V232H68ZM70 231H69V232H70ZM78 231H79V230H78ZM230 231H231V230H230ZM260 231H261V230H260ZM27 232H28V231H27ZM144 232H145V230H144ZM175 232H176V231H175ZM224 232H225V231H224ZM22 233H23V232H22ZM22 233H21V234H22ZM24 233H25V232H24ZM91 233H92V231H91ZM240 233H239V234H240ZM251 233H253V232H251ZM61 234H62V233H61ZM61 234H60V235H61ZM164 234H165V233H164ZM164 234H163V235H164ZM172 234H173V232H172ZM24 235H25V234H24ZM60 235H59V236H60ZM65 235H66V234H65ZM166 235H167V234H166ZM170 235H171V234H170ZM175 235H176V234H175ZM263 235H264V233H263ZM18 236H19V235H18ZM27 236H28V235H26V237H27ZM84 236H85V235H84ZM84 236H81V237L83 238ZM181 236H182V235H181ZM221 236H222V235H221ZM224 236H225V235H224ZM258 236H259V235H258ZM261 236H262V235H261ZM4 237H5V236H4ZM65 237H66V236H65ZM72 237H73V236H72ZM75 237H77V236H75ZM88 237H89V236H88ZM169 237H170V236H169ZM227 237H228V236H227ZM229 237H230V236H229ZM252 237H253V236H252ZM255 237H256V236H255ZM60 238H61V237H60ZM86 238H87V237H86ZM166 238H167V237H166ZM198 238H199V237H198ZM221 238H222V237H221ZM258 238H259V237H258ZM25 239H26V238H25ZM65 239H66V238H65ZM99 239H100V237H99ZM114 239H115V238H114ZM212 239H213V237H212ZM217 239H219V238H217ZM217 239H216V240H217ZM226 239H228V238H225V240H226ZM256 239H257V237H256ZM22 240H23V239H22ZM62 240H64V239H62ZM70 240H71V239H70ZM74 240H75V238H74ZM164 240H165V239H164ZM171 240H172V239H171ZM204 240H205V239H204ZM216 240H215V241H216ZM37 241H38V240H37ZM53 241H54V240H53ZM64 241H65V240H64ZM72 241H73V240H72ZM72 241H71V242H72ZM101 241H102V240H101ZM166 241H167V240H166ZM169 241H170V240H169ZM217 241H218V240H217ZM222 241H223V240H222ZM222 241H221V242H222ZM253 241H254V240H253ZM255 241H256V240H255ZM20 242H21V240H20ZM22 242H23V241H22ZM38 242H40V241H38ZM57 242H59V241H57ZM60 242H61V241H60ZM71 242H70V243H71ZM73 242H75V241H73ZM73 242H72V243H73ZM163 242H165V241H163ZM177 242H178V240H177ZM177 242H176V244H177ZM238 242H239V241H238ZM91 243H92V242H91ZM166 243H167V242H166ZM168 243H169V242H168ZM168 243H167V244H168ZM230 243H231V242H230ZM254 243H255V242H254ZM254 243H253L252 245H254ZM20 244H21V243H20ZM41 244H42V243H41ZM54 244H55V243H54ZM56 244H57V243H56ZM58 244H59V243H58ZM67 244L69 245V243H67ZM75 244H76V243H75ZM241 244H242V243H241ZM219 245H221V244H219ZM227 245H229V244H227ZM38 246H39V245H38ZM51 246H52V245H51ZM66 246H67V245H66ZM66 246H65V247H66ZM78 246H80V245H78ZM78 246H76V247H78ZM95 246H96V245H95ZM102 246H103V245H102ZM191 246H193V245H191ZM231 246H233V245H231ZM256 246H257V245H256ZM256 246H255V247H256ZM10 247H11V246H10ZM55 247H56V246H55ZM57 247H58V246H57ZM71 247L74 248V246H71ZM76 247H75V249H76ZM143 247H144V246H143ZM227 247H228V246H227ZM235 247H236V246H235ZM19 248H21V246H20ZM68 248H69V247H68ZM228 248H229V247H228ZM228 248H227V249H228ZM12 249H13V248H12ZM12 249H11V250H12ZM15 249H16V248H15ZM17 249H18V248H17ZM36 249H38V248H36ZM51 249H52V248H51ZM57 249H58V248H57ZM91 249H92V248H91ZM161 249H162V248H161ZM175 249L177 250V248H175ZM218 249H219V248H217V251H218ZM223 249H224V248H223ZM249 249L251 250V248H249ZM69 250H72V251H73L74 249L71 248V249H69ZM78 250H79V249H77V252H78ZM159 250H160V249H159ZM163 250H166V248L163 249ZM167 250H168V249H167ZM213 250H214V249H213ZM221 250H222V249H221ZM234 250H235V249H234ZM241 250H242V249H241ZM17 251H18V250H17ZM52 251H54V250H52ZM72 251H70V252H72ZM169 251H170V250H169ZM214 251H215V250H214ZM253 251H254V250H253ZM257 251H258V250H257ZM12 252H13V251H12ZM22 252H23V251H22ZM75 252H76V251H75ZM86 252H87V251H86ZM90 252H91V251H90ZM196 252H197V251H196ZM212 252H213V251H212ZM212 252H210V254H212ZM240 252H241V251H240ZM245 252H246V251H245ZM8 253H9V252H8ZM17 253H18V252H17ZM42 253H43V252H42ZM91 253H92V252H91ZM104 253H105V252H104ZM217 253H218V252H217ZM31 254H32V253H31ZM43 254H44V253H43ZM51 254H52V252H51ZM53 254H55V253L53 252ZM56 254H57V253H56ZM56 254H55V255H56ZM66 254H67V252H66ZM69 254H71V253H69V251H68V254H67V255H69ZM127 254H128V253H126V255H127ZM215 254H216V253H215ZM219 254H220V253H219ZM8 255H9V254H8ZM15 255H16V254H15ZM57 255H58V254H57ZM67 255H66V256H67ZM90 255H91V254H90ZM129 255H130V254H129ZM129 255H128V256H129ZM134 255H135V254H134ZM208 255H209V254H208ZM221 255H222V254H221ZM232 255H233V254H232ZM241 255H242V254H241ZM248 255H249V254H248ZM12 256H13V255H12ZM49 256H50V255H49ZM61 256H62V255H61ZM105 256H108V255H105ZM16 257H17V256H16ZM93 257H94V256H93ZM176 257H177V256H176ZM216 257H217V256H216ZM251 257H252V256H251ZM8 258H9V257H8ZM49 258H50V257H49ZM61 258H63V256H62ZM89 258H90V257H89ZM111 258H112V257H111ZM209 258H210V257H209ZM212 258H213V257H212ZM222 258H223V257H222ZM239 258H240V257H239ZM260 258H261V257H260ZM23 259H24V258H23ZM28 259H30V258H28ZM65 259H66V258H65ZM127 259H128V258H127ZM192 259H193V258H192ZM10 260H11V259H10ZM58 260H59V259H58ZM61 260L63 261V259H61ZM66 260H67V259H66ZM129 260H130V259H129ZM193 260H194V259H193ZM217 260H218V259H217ZM242 260H243V259H242ZM103 261H104V260H103ZM200 261H201V260H200ZM204 261H205V260H204ZM244 261H245V260H244ZM247 261H248V260H247ZM0 262H1V261H0ZM26 262H27V261H26ZM51 262H52V260H51ZM57 262H58V261H57ZM67 262H68V261H67ZM89 262H90V261H89ZM139 262H140V260H139ZM206 262H207V261H206ZM209 262H211V261H209ZM212 262H213V260H212ZM257 262H258V261H257ZM5 263H6V262H5ZM29 263H30V261H29ZM76 263H77V262H76ZM135 263H136V262H135ZM7 264H8V263H7ZM9 264H10V261H9ZM20 264H21V263H20ZM59 264H60V263H59ZM68 264H69V263H68ZM203 264H204V263H203Z\"/></svg>","mask_w":264,"mask_h":264}]
</instances>
